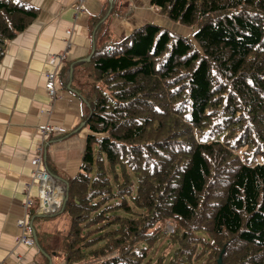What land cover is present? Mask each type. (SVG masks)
<instances>
[{
    "label": "trees",
    "instance_id": "16d2710c",
    "mask_svg": "<svg viewBox=\"0 0 264 264\" xmlns=\"http://www.w3.org/2000/svg\"><path fill=\"white\" fill-rule=\"evenodd\" d=\"M30 1L0 0V61L38 16ZM113 3L89 18V59L60 78L83 103L79 170L44 153L66 197L31 225L67 214L66 264H264V0H149L193 41L145 23L116 42Z\"/></svg>",
    "mask_w": 264,
    "mask_h": 264
},
{
    "label": "crops",
    "instance_id": "0c3cea01",
    "mask_svg": "<svg viewBox=\"0 0 264 264\" xmlns=\"http://www.w3.org/2000/svg\"><path fill=\"white\" fill-rule=\"evenodd\" d=\"M106 1L83 0L78 11L77 0H31L38 16L7 43L0 61V264H44L42 248L51 264H66L61 243L69 221L60 228L56 216L34 220L39 244L32 234V242L17 244L20 229L16 221L24 212V188L30 181L40 127L48 125L52 129L45 152L52 167L70 178L79 170L88 134L87 127L80 125L83 103L62 86L60 78L65 65L85 58L91 51L89 18L103 13ZM113 1L114 12L105 23L116 42L137 27L132 20L135 16L137 22V10L144 12V6L154 9L149 0H125L124 4ZM67 42L71 46L59 61L56 57L65 51ZM59 64V86L52 98L44 87L45 73Z\"/></svg>",
    "mask_w": 264,
    "mask_h": 264
},
{
    "label": "built area",
    "instance_id": "2783aa9c",
    "mask_svg": "<svg viewBox=\"0 0 264 264\" xmlns=\"http://www.w3.org/2000/svg\"><path fill=\"white\" fill-rule=\"evenodd\" d=\"M77 1V8L80 11L83 0ZM70 46L71 44L67 42L65 51L57 55L56 58L59 61L63 60ZM60 69L61 65L59 64L54 70L45 73L46 82L44 87L52 98L56 97ZM51 132L52 129L48 125L39 128V137L32 158L30 181L24 188V198L22 200L24 212L16 221L20 229V234L16 237L17 244L32 242L30 226V214L32 212L37 215L54 214L61 209L63 204L66 188L60 181L52 177L44 166V153L48 143V136ZM33 187L35 188V192H33ZM172 231V228L166 230L167 233Z\"/></svg>",
    "mask_w": 264,
    "mask_h": 264
},
{
    "label": "rangeland",
    "instance_id": "374dc122",
    "mask_svg": "<svg viewBox=\"0 0 264 264\" xmlns=\"http://www.w3.org/2000/svg\"><path fill=\"white\" fill-rule=\"evenodd\" d=\"M121 3L124 4L126 3L125 0H121ZM140 4V3H139ZM143 6V5H141ZM140 8H143L141 7ZM143 8L145 11L140 12L137 10L135 13L137 17V22L135 21V16H132V20H134V24L138 26H141L145 23H151V24H156L158 26L166 28L168 31L179 34L181 36L187 37L189 40L193 41V33L195 30L194 26H188L185 24H181L179 22L173 21L172 19L168 18L167 16L163 15L160 12H157L155 9H148L146 6ZM141 14H138V13ZM141 16V19H140ZM36 204V202H35ZM55 216V215H54ZM52 217V216H51ZM56 217L60 220L61 224L57 222L56 226L59 225L60 228H64L65 222L68 221V216L65 213H59L56 214ZM42 218V217H41ZM55 226V228H56ZM168 228H173L172 223H167L163 230H162V237L160 240L156 243V245L152 248V250L149 253V256L151 257L152 260H155L162 252H166L167 249V244H168V235H170L172 232L167 233L166 230ZM203 237H205L204 234L200 233Z\"/></svg>",
    "mask_w": 264,
    "mask_h": 264
},
{
    "label": "water",
    "instance_id": "95a60500",
    "mask_svg": "<svg viewBox=\"0 0 264 264\" xmlns=\"http://www.w3.org/2000/svg\"><path fill=\"white\" fill-rule=\"evenodd\" d=\"M92 50H93V46H92ZM85 59L88 60L89 57H86ZM84 124H85L84 122H81L80 125H81V126H84ZM65 197H66V192H65ZM65 197H64V200H65ZM64 200H63V203H64ZM62 205H63V204H62ZM41 216H43V215H41ZM31 234H32V237H33L34 241H37L36 234H35V231H34L32 225H31ZM41 251H42V250H41ZM46 256H47V255H46ZM47 258L49 259V264H51L50 257L47 256ZM218 264H221L220 259L218 260Z\"/></svg>",
    "mask_w": 264,
    "mask_h": 264
},
{
    "label": "bare ground",
    "instance_id": "6f19581e",
    "mask_svg": "<svg viewBox=\"0 0 264 264\" xmlns=\"http://www.w3.org/2000/svg\"><path fill=\"white\" fill-rule=\"evenodd\" d=\"M71 61V60H70ZM51 177V176H50ZM56 216V215H55Z\"/></svg>",
    "mask_w": 264,
    "mask_h": 264
}]
</instances>
